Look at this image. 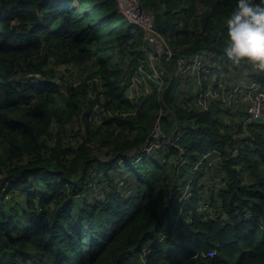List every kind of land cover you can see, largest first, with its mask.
<instances>
[{"label": "trees", "instance_id": "16d2710c", "mask_svg": "<svg viewBox=\"0 0 264 264\" xmlns=\"http://www.w3.org/2000/svg\"><path fill=\"white\" fill-rule=\"evenodd\" d=\"M139 2L174 56L219 55L264 82V69L225 52L238 0ZM143 36L118 0H0V264H264V123L232 153L231 124L215 115L236 113L196 108L191 94L179 101L171 90L182 78H166L160 96L147 74L130 99L139 66L151 73ZM68 65L76 76L59 70ZM175 65L168 61L170 74ZM162 107L170 111L163 127L175 124L189 161L211 148L227 157L219 166L226 186L214 197L220 217L203 219L190 206L197 188L178 200L176 148L142 152ZM97 169L101 183L107 178L102 197L90 194Z\"/></svg>", "mask_w": 264, "mask_h": 264}, {"label": "built area", "instance_id": "2783aa9c", "mask_svg": "<svg viewBox=\"0 0 264 264\" xmlns=\"http://www.w3.org/2000/svg\"><path fill=\"white\" fill-rule=\"evenodd\" d=\"M131 7L132 9L127 8L126 10H121L132 24L142 29L144 34L142 45L144 44L149 47L153 44V47L158 48V52L156 55L150 56L148 48H143L141 45L142 49L147 52L151 73L145 70V67L141 64L139 66L140 75L137 74L131 83L138 82L135 85L136 88L131 87L130 84L128 89L131 95L128 96L127 94V96L132 99V92H138L139 85L145 83V78L148 76L147 74H150L149 77L155 81L157 90L160 92L161 96L166 88L167 82L160 68L163 67L164 64L168 65V61L174 60L176 65L173 75L175 77L181 79L193 75L197 81L199 89L197 95L193 97L194 106L196 108L209 110L213 104H219L223 108L229 110H234L241 106L243 107L240 119H236L230 123L232 131L235 133V139L238 142L232 149V153H236L240 149H244L246 146L250 145L253 141L251 129L257 127L260 123H264V82L255 78L232 81L225 76H218L224 67L221 58L209 55L204 51H197L190 56H174L173 48L169 45L168 37L157 29L152 13L145 9L139 0H133ZM182 26L183 24L179 23L177 29H180ZM204 81L206 85L203 84ZM163 112L165 116L168 109H164V107L160 108L153 118L142 152L152 153L165 144H169L176 148L177 152L174 157V163L178 168L183 167L187 163L193 168V174L182 184H178L173 188L174 191L179 192L178 200H188L193 196V189L197 188L199 196L196 200L195 211L200 213L203 219H215L216 215L219 214L217 211V209H220L217 205L219 201H214V199L210 200L208 195L204 196V193H207V189L205 187L200 188V182L196 181V179L200 175V165L212 163L220 166L222 159H227V157L223 156V153L218 149L211 148L200 153L195 160L189 161L185 156L186 150L178 142L180 139V132L177 131V127L170 137H166L162 131ZM103 174L104 170L92 171L91 176L95 183L94 186L98 184L101 179L99 176ZM119 184L122 183L119 181ZM194 184L196 185L194 186ZM98 188L102 189L103 193L106 190L104 183L99 184ZM2 190H4V187ZM123 191L124 194H129L133 192V188L127 187V189ZM183 210L184 208H179L178 214ZM147 249V247H144V250ZM213 253L214 251L211 249L207 251L206 255L211 256Z\"/></svg>", "mask_w": 264, "mask_h": 264}, {"label": "clouds", "instance_id": "9594fccd", "mask_svg": "<svg viewBox=\"0 0 264 264\" xmlns=\"http://www.w3.org/2000/svg\"><path fill=\"white\" fill-rule=\"evenodd\" d=\"M226 54L264 69V0H238L228 21Z\"/></svg>", "mask_w": 264, "mask_h": 264}, {"label": "rangeland", "instance_id": "374dc122", "mask_svg": "<svg viewBox=\"0 0 264 264\" xmlns=\"http://www.w3.org/2000/svg\"><path fill=\"white\" fill-rule=\"evenodd\" d=\"M119 4H120V7H121V9L122 10H126L127 8H129V9H132V4H133V0H119ZM150 11V10H149ZM152 12V11H151ZM143 46V48H148V53H149V55L150 56H154V55H156V53L158 52V48L157 47H153L154 45L153 44H151V46H149V47H147V45L145 46L144 44L142 45ZM68 67V70H66V69H63V67H60L59 68V70L61 71V72H63L64 73V75H65V77H67L68 78V74L70 75V76H72V77H74V76H76L77 75V73H78V70H77V68H75V67H72V66H67ZM138 75H140V74H138ZM185 75V74H184ZM136 83H138V82H134L133 84H131V87H133V88H136ZM181 84H183V83H180L179 84V82L177 83L176 81L173 83V85H172V90H171V92L174 94L173 95V97H177L179 94H178V88L180 87V85ZM127 92H128V90H127ZM195 92H198V89L195 91ZM127 94V93H126ZM130 95V94H129ZM128 95V96H129ZM170 114V111L168 110V114H166V116H165V118L167 117V115H169ZM164 117V112H163V114H162V118ZM84 118V117H83ZM163 121V120H162ZM162 124H163V122H162ZM78 126L79 125H77L76 123H75V127H74V129H77L78 128ZM166 127H167V129L170 131V132H167L165 129H164V127H163V125H162V131L164 132V134H165V136L166 137H170L173 133H174V131H175V128H176V126H175V124H172V125H168L167 124V122H166ZM87 146H88V148L90 149H93L94 147H96L95 146V144H94V142H89L88 144H87ZM89 152H90V150H89ZM176 156V154L175 155H173L172 157H171V161H170V165L173 167V173H172V178H173V180L174 181H176V182H178L179 184H182L183 183V181H184V175H177L179 172H181V170H182V168L186 165H184L183 167H181V168H178V166L174 163V157ZM134 162V161H133ZM148 166H149V164L147 163L144 167H143V170H146V169H148ZM174 166H175V170H174ZM203 167H205L204 168V172L206 173L205 174V176L204 177H202L201 179H199V186H201L200 188H203V187H205V188H208L207 189V195H208V197H209V199L210 200H213V199H215L214 197H216L217 195H219V192H220V190L221 189H223L225 186H226V180H225V177H224V175L220 172V169H219V167H215V165L214 166H203V165H200L199 166V168L200 169H202ZM186 169H188V168H184L182 171H184V170H186ZM138 170V166H134V171H137ZM96 171H98V169L96 170ZM181 174H182V172H181ZM125 180V178H123V179H117V182L118 181H120V182H122V181H124ZM101 182L99 181L98 182V184H96L95 186H93L92 185V187H93V190L94 191H92V189H91V187H90V189H91V193L90 194H92L93 193V195H96V196H100V197H102V196H104V193H103V190L102 189H100V188H98V186H99V184H100ZM92 184H94V182L92 181ZM104 184H105V187L107 188V186H108V184H107V178H106V180L104 181ZM132 184V183H131ZM133 185V187H135L134 186V184H132ZM124 189H127V186H124L123 188H122V190H124ZM25 193V192H24ZM24 193H20V196L19 195H15L14 197L15 198H19L20 200H22L23 199V196H24ZM205 194V193H204ZM191 199L189 198L188 200H185V201H190ZM214 202V201H213ZM189 204H190V206L191 207H193V209H195V204H196V202L194 201V200H192V201H190L189 202ZM218 207L220 208V205H219V202H218ZM214 207V206H213ZM192 209V208H191ZM223 215H221V217H222ZM216 217H220V213L219 214H217L216 215ZM214 255H215V253H213ZM212 254V255H213ZM194 256H196V254L195 255H193L192 257H190V258H194ZM189 259V258H188ZM187 259V260H188ZM188 262H189V260H188Z\"/></svg>", "mask_w": 264, "mask_h": 264}, {"label": "crops", "instance_id": "0c3cea01", "mask_svg": "<svg viewBox=\"0 0 264 264\" xmlns=\"http://www.w3.org/2000/svg\"><path fill=\"white\" fill-rule=\"evenodd\" d=\"M208 53V52H206ZM209 54V53H208ZM209 55H213V56H217V57H220L223 64H224V67L223 69L220 71V73L218 74V76H225L227 77L228 79L232 80V81H235V80H242V79H246L248 78V71L247 70H244V69H240V70H231L229 67H228V60L226 58H223L219 55H214V54H209ZM160 70L163 72V74L165 75V78H168L169 80H171L173 77H175L173 75V72L172 74H170L168 72V65H165L163 67L160 68ZM183 79V84L180 85V87L178 88V96L176 98H179V101H182L183 99L185 98H188V95H192V97L196 96L197 95V92H195L197 89H199V86L197 84V81L195 80V77L193 75H191L190 77L188 78H182ZM180 80V79H179ZM167 82V81H166ZM204 85H206V82L204 81L203 82ZM168 86V82H167V85L166 87ZM138 92H132V95L133 94H137ZM127 94L131 95V92L130 90L128 89V92ZM243 107H238L234 110H231V111H234L236 113V116L234 117H229L228 114H226L224 111V113H219V114H216L215 117L217 118H220L222 119L225 123L228 122V123H231V119L236 120V119H240L241 115H242V112H243ZM188 165V166H187ZM203 166H214V164L212 163H204ZM219 167L218 165H215V167ZM188 167V171H189V174H187L186 176H184V181L189 178L192 174H193V168L191 167V165L189 163H187L183 168H187ZM204 168L203 167L202 169H200V176L196 179V181H199V179H201L202 177L205 176V172H204ZM220 169V168H219ZM181 172H184L182 171ZM221 172V171H220ZM179 175H182L181 173ZM183 181V182H184ZM176 182V181H174ZM176 184L178 185L179 183L176 182ZM208 189V188H206ZM206 194H204V196H206ZM217 197V196H216Z\"/></svg>", "mask_w": 264, "mask_h": 264}, {"label": "water", "instance_id": "95a60500", "mask_svg": "<svg viewBox=\"0 0 264 264\" xmlns=\"http://www.w3.org/2000/svg\"><path fill=\"white\" fill-rule=\"evenodd\" d=\"M152 13V12H151ZM152 16H153V20H154V15H153V13H152Z\"/></svg>", "mask_w": 264, "mask_h": 264}]
</instances>
